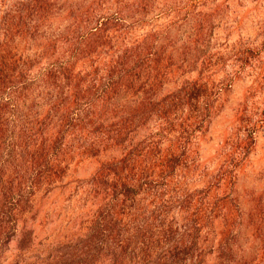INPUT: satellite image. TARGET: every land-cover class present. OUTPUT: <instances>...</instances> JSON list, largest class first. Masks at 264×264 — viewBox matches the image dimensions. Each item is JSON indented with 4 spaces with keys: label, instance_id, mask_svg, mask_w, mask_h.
Returning a JSON list of instances; mask_svg holds the SVG:
<instances>
[{
    "label": "trees",
    "instance_id": "trees-1",
    "mask_svg": "<svg viewBox=\"0 0 264 264\" xmlns=\"http://www.w3.org/2000/svg\"><path fill=\"white\" fill-rule=\"evenodd\" d=\"M208 1L0 0V251L17 234L25 248L37 202L69 191L71 165L91 157L67 195L85 220L56 241L53 264H202L208 231L223 254L237 232L228 194L264 98L258 113L239 106L218 167L200 168L198 141L235 78L219 73L257 57L210 51ZM259 72L263 81L264 61ZM226 213L231 226L216 230ZM256 222L264 229V207Z\"/></svg>",
    "mask_w": 264,
    "mask_h": 264
},
{
    "label": "rangeland",
    "instance_id": "rangeland-1",
    "mask_svg": "<svg viewBox=\"0 0 264 264\" xmlns=\"http://www.w3.org/2000/svg\"><path fill=\"white\" fill-rule=\"evenodd\" d=\"M203 11L210 18L209 35L205 36L210 51L217 48L227 51L236 45L239 50L250 47L257 53L254 64L240 65L231 58L219 73V79L230 73H235V78L227 86L223 83L220 106L198 141L196 156L200 168L214 170L222 158L220 155L224 140L236 125L234 115L239 106L247 102L254 113L263 107L264 79L262 81L258 77L261 76L260 63L264 61V0H209ZM257 80L259 86L254 83ZM255 133V146L247 163L238 172L236 185L228 194L234 198L231 207L235 220L232 222V216L229 218L226 213L213 224L217 228L214 229L219 230L222 225L231 226L232 222L237 232L227 235L225 244L221 246L224 252L219 255V248L214 247L220 235L217 231H208L207 241L212 251L202 264H264V229L256 227V219L264 207L263 122ZM95 166L96 159L91 157L71 165V178H67L70 190L52 191L37 202L31 224V240L20 250L17 247L20 235H13L0 251V264H53V259L64 247L62 244L61 247L54 245L56 241H67L85 220V205H81L76 196L67 195L72 191L75 180L89 176ZM98 264H106V261Z\"/></svg>",
    "mask_w": 264,
    "mask_h": 264
}]
</instances>
